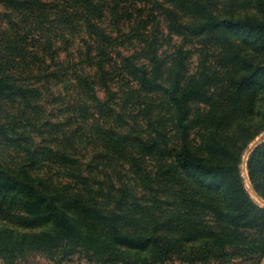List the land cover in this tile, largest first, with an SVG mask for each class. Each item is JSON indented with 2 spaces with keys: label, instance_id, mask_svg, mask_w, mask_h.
<instances>
[{
  "label": "trees",
  "instance_id": "trees-1",
  "mask_svg": "<svg viewBox=\"0 0 264 264\" xmlns=\"http://www.w3.org/2000/svg\"><path fill=\"white\" fill-rule=\"evenodd\" d=\"M113 1H154L167 37L107 33L108 0H0V261L262 263L242 164L264 133V0ZM247 172L264 200V140Z\"/></svg>",
  "mask_w": 264,
  "mask_h": 264
},
{
  "label": "rangeland",
  "instance_id": "rangeland-1",
  "mask_svg": "<svg viewBox=\"0 0 264 264\" xmlns=\"http://www.w3.org/2000/svg\"><path fill=\"white\" fill-rule=\"evenodd\" d=\"M108 9L105 13V18L102 22L103 28L107 33L113 34L114 37L118 35L126 34L130 35L133 32L140 30L143 33H149L153 27L156 25L160 29L161 35L167 37L168 23L163 15V10L160 9L154 1L141 3L137 1L128 2L122 5L121 8L114 9L116 6L113 0H108ZM123 8V9H122ZM142 22V23H141ZM184 46L185 50H190L192 52V56L190 59L191 62V70L195 71V68L198 65V54L195 50L198 48L195 43L184 42L182 38L174 37L170 42L166 43L163 47L164 50H170L173 52L175 47ZM139 43L135 39H130V41L126 42L124 46L120 47V51L124 54H130L132 51L138 49ZM83 48V44L78 40L75 44L70 48L69 53L71 54V60L77 59L79 56V52ZM63 61H67L65 59V55H61ZM61 60V61H62ZM100 96L104 97L103 93L100 92ZM264 137V133L250 146V148L246 151L243 157L242 164V172L245 178L246 187L252 198L256 201V203L260 204L264 207L263 203L255 196L253 189L250 185L248 172H247V160L251 153V149L255 148L258 140ZM32 264H52L48 260L36 257L31 260ZM0 264H4L0 261ZM65 264H87L86 262L79 259V256L76 255L72 258L71 262ZM174 264H181L179 262H175ZM249 264V263H244ZM256 264V263H255ZM260 264H264V261Z\"/></svg>",
  "mask_w": 264,
  "mask_h": 264
},
{
  "label": "water",
  "instance_id": "water-1",
  "mask_svg": "<svg viewBox=\"0 0 264 264\" xmlns=\"http://www.w3.org/2000/svg\"><path fill=\"white\" fill-rule=\"evenodd\" d=\"M263 140H264V137H261V138L258 140V142L256 143V145L259 144V143H261ZM253 149H254V148H252L251 151H252ZM252 189H253V188H252ZM253 192L255 193L254 189H253ZM255 196H256L257 198H259L258 195H257L256 193H255ZM259 200H260V201L263 203V205H264V200H262V199H260V198H259Z\"/></svg>",
  "mask_w": 264,
  "mask_h": 264
}]
</instances>
